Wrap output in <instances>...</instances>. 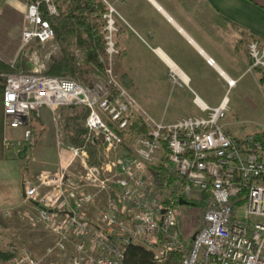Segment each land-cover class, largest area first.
<instances>
[{
	"label": "built area",
	"instance_id": "2783aa9c",
	"mask_svg": "<svg viewBox=\"0 0 264 264\" xmlns=\"http://www.w3.org/2000/svg\"><path fill=\"white\" fill-rule=\"evenodd\" d=\"M58 0L31 1L25 16L22 46L55 42L48 17L59 16ZM120 18L111 6L103 15L108 67L104 80L82 84L50 77L42 67L8 76L5 89L6 154L29 161L32 117L49 109L60 119L63 108H85L88 137L104 146L101 165L90 164L86 150L59 140L60 167L41 174L40 183L23 185L25 203L34 211L19 213L31 231L52 241L43 254L18 250L10 264H125L128 250L143 247L163 264L182 252V264H264V133L239 140L225 131L222 120L229 108L223 102L210 108L196 99L202 116L173 124L154 119L119 81L114 71ZM249 72L264 73V44L252 40L247 47ZM209 65H214L212 59ZM178 83L182 76L171 75ZM235 87V81H228ZM264 96V92H263ZM133 121L148 133L129 144L121 133ZM22 131L19 139L7 132ZM25 147L27 153L20 156ZM71 155L66 163L62 151ZM163 165L174 179L178 205L165 206L168 198L156 180ZM184 200L191 209H204L201 225L189 239L181 231ZM165 210V214L163 211ZM194 238V239H193Z\"/></svg>",
	"mask_w": 264,
	"mask_h": 264
},
{
	"label": "crops",
	"instance_id": "0c3cea01",
	"mask_svg": "<svg viewBox=\"0 0 264 264\" xmlns=\"http://www.w3.org/2000/svg\"><path fill=\"white\" fill-rule=\"evenodd\" d=\"M96 1L107 9L111 6L120 17V31L116 35L121 51L117 64L120 80L157 121L173 124L202 116L196 99L210 108H217L226 102L229 108L227 114L233 110L240 111L244 103L255 107L259 102L258 94L261 103L264 102V73L249 72L247 53L252 40L264 44V0ZM30 2L0 0V18H9V22L14 23L18 31L21 30L25 21L22 15L26 16ZM16 48L18 56L23 46L21 44ZM209 59L214 61V65H209ZM175 70L182 74L178 83L171 77ZM228 81H235V87L231 89ZM232 97L235 99L233 108L230 107ZM41 114L43 133L32 153L38 158L40 149H54L51 162L54 167L49 166L41 172L44 173L56 170L59 165L57 149L61 148L50 128L52 112L44 109ZM225 125L222 123L228 132ZM263 133L264 128L253 136ZM7 134L22 135V131L9 130ZM249 136L253 137L247 135L239 140H248ZM65 139H62L63 142ZM6 158L9 161L0 163V189L5 187L8 190H1L2 197L0 191V200L11 205L9 211L14 214L24 206L25 181L18 165L23 160ZM37 165L46 168L41 163ZM31 166L34 165L25 169L27 174L32 173ZM1 171H5L6 175Z\"/></svg>",
	"mask_w": 264,
	"mask_h": 264
},
{
	"label": "trees",
	"instance_id": "16d2710c",
	"mask_svg": "<svg viewBox=\"0 0 264 264\" xmlns=\"http://www.w3.org/2000/svg\"><path fill=\"white\" fill-rule=\"evenodd\" d=\"M37 1V0H31ZM57 7L59 16L48 17L51 26L55 31V42L60 45L63 57L56 61L45 72L47 76L56 78H68L87 83V76L91 73L105 72L108 67V58L105 54L104 35H103V15L108 9L96 0H58ZM75 47L81 52L78 59L69 50ZM30 66L25 64L22 56L15 63H7L0 59V163L5 161L6 153L4 140L6 137L5 129V107L4 97L7 85V78L14 73H29ZM122 85L129 91L123 80ZM62 128L66 134V140L70 145L79 149L86 150L90 155V164L93 166L101 165V153L104 146L93 143L88 137L86 119L89 111L85 108H63L61 112ZM32 150L37 146L43 133L44 123L41 118L33 115L32 117ZM148 130L133 121L125 133H121L127 144L131 143L137 136L147 134ZM260 135L250 137L256 139ZM249 139V140H250ZM156 180L161 193L167 195L165 206L173 207L178 205L176 190L173 188L174 179L165 171V167H157ZM192 239H189L186 248L190 249ZM18 249L4 250L0 248V264H10L16 257ZM183 253L177 252L170 256L169 260L163 264H182ZM125 264H158L154 259V252L143 247L133 246L128 250Z\"/></svg>",
	"mask_w": 264,
	"mask_h": 264
},
{
	"label": "rangeland",
	"instance_id": "374dc122",
	"mask_svg": "<svg viewBox=\"0 0 264 264\" xmlns=\"http://www.w3.org/2000/svg\"><path fill=\"white\" fill-rule=\"evenodd\" d=\"M30 2L27 0V3ZM9 12V11H8ZM22 18L25 20V16L22 15ZM118 17H116L117 23H118ZM25 25V21H24ZM14 23L9 22V18H0V45L2 47V50H0V59H2L4 62L7 63H15L19 60V57L22 56V60L25 64H28L31 66L30 72H33V67L41 68L42 71L45 74V72L53 65L54 62L59 61L63 57V52L59 44L54 42V44L57 45L58 50L53 48V44H49L45 47L43 46H37V45H31L29 47H25L24 50L21 52L20 55L17 56V53L15 50L17 49V46H21L22 44V32L23 28L21 30H17L15 28ZM16 29V30H15ZM8 38H11L12 41H9ZM116 40V38H115ZM117 43V42H116ZM23 45V44H22ZM118 46V45H117ZM119 48V47H118ZM70 53H73L78 59L81 58V52L77 50L75 47H71L69 50ZM121 55V54H120ZM120 55L116 56L115 64H114V71L116 76L118 77L120 81V77L117 72V64L118 60L120 58ZM46 75V74H45ZM51 77V76H50ZM104 80V72H98L95 71L91 73L89 76H87V83H98ZM258 104L256 106H252L250 104H243L240 111L233 110L232 113H229L226 115V117L222 120V123L229 125V133L232 134L234 137H238L237 139H244L247 135H254L256 132L261 131L264 128V102L261 103L260 95L257 96ZM256 102V101H255ZM235 106V99L232 97V104L230 107ZM238 112V113H237ZM42 114L38 116V118L41 117ZM51 131H53L54 136L56 137V140H62L66 138V135L64 134V130L62 128V123L60 122V119L55 121V116L51 115ZM58 130L60 132H58ZM13 139H19L22 135L12 136L9 135ZM251 137V136H249ZM67 142V140L65 139ZM69 142L66 143V147H69ZM59 151V149H57ZM54 149H40L38 152V158L37 155H33L32 149L29 150V156H31L29 161H21L19 162V169L21 170V177L23 181L31 182L38 184L40 183V177L41 174L44 176L52 175L56 171H58L60 167V157L59 152H57V161L59 163L56 170L44 172L46 169H49V166L54 165L51 163L52 161V155H53ZM6 153V152H5ZM62 157L63 161H66V163L70 160L71 155L69 154L68 150L62 151ZM6 157L9 159L16 157L12 154H6ZM11 157V158H10ZM37 158V160H36ZM6 161L7 158L5 159ZM42 160V162H40ZM20 161V160H19ZM37 161V162H36ZM48 161L50 163H48ZM41 163V166H45L46 168L39 167L37 164ZM33 167L31 169L32 173H26L25 169L29 167L30 165ZM48 167V168H47ZM41 168V169H40ZM52 168V167H51ZM40 169V170H36ZM2 174L6 175V172L1 171ZM12 178V177H11ZM7 191L8 189L3 187L0 189V191ZM2 191H1V197H2ZM23 208L13 212L9 211V208H11V205H7L6 203H3L0 200V246L4 250H13L21 249V248H27L31 252L35 254H43L46 249L50 246L52 239L46 235L42 234L41 232L37 231H31L28 224L20 218L19 213L24 212H32L34 211L32 207L25 203V199L23 200ZM185 209H183V215H182V221H181V231L183 232V235L185 238L190 239L194 236L197 229L201 225L202 220V212L204 209H191L189 207L184 206ZM14 215V216H13ZM185 250H188L185 248ZM182 253V252H180Z\"/></svg>",
	"mask_w": 264,
	"mask_h": 264
},
{
	"label": "water",
	"instance_id": "95a60500",
	"mask_svg": "<svg viewBox=\"0 0 264 264\" xmlns=\"http://www.w3.org/2000/svg\"><path fill=\"white\" fill-rule=\"evenodd\" d=\"M27 150H28V147H25L24 149H23V151L20 153V156H22L23 154H26L27 153ZM25 196V195H24ZM179 205H181V206H188V205H190V203H188V202H186V201H184V200H180L179 201ZM163 214H165V210L163 211ZM194 239V238H193Z\"/></svg>",
	"mask_w": 264,
	"mask_h": 264
},
{
	"label": "bare ground",
	"instance_id": "6f19581e",
	"mask_svg": "<svg viewBox=\"0 0 264 264\" xmlns=\"http://www.w3.org/2000/svg\"><path fill=\"white\" fill-rule=\"evenodd\" d=\"M175 73H177L178 75L182 76V74H181V73H179L177 70H175Z\"/></svg>",
	"mask_w": 264,
	"mask_h": 264
}]
</instances>
